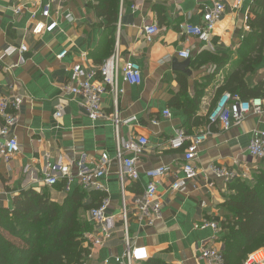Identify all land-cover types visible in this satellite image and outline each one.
Wrapping results in <instances>:
<instances>
[{
  "label": "crops",
  "instance_id": "crops-1",
  "mask_svg": "<svg viewBox=\"0 0 264 264\" xmlns=\"http://www.w3.org/2000/svg\"><path fill=\"white\" fill-rule=\"evenodd\" d=\"M47 1L0 0V101L15 100L18 104L17 122L11 132L19 144L18 152L11 159L6 162L0 159V207H11L12 198L20 190L29 188L38 192L47 190L50 200L61 204L75 188L83 189L77 182L69 192L62 189V182L45 185L42 167L46 162L69 163L84 156L85 165L94 167L101 154H107L110 162L100 178L107 192L83 191L99 194L98 200L95 199L97 206L103 197L109 199L106 213L113 217V228L109 238H101L100 244H94L100 237L99 226L90 218L89 210L84 212L83 218L89 225L83 233L88 254L81 264H102L107 258L122 255L125 245L114 127L109 120L91 121L79 105L80 98L63 89L73 64L98 72L103 60L116 51L119 68L128 61L140 66L141 82L130 85L119 74L117 87L122 92L115 98L107 90L102 95V109L107 114L116 109L122 121L134 118L126 124L120 123V138L144 136L148 140L145 151L137 157L139 180H124L127 236L134 247L135 262L207 264L198 258L200 246H211L221 253L224 250L221 226L224 212L220 204L229 183L215 176L210 166H221L238 176H252L264 164V159L250 158L247 145L252 130L264 128V114H249L228 129L210 126L194 159L197 176L185 189L174 192L170 185L180 175L183 150L169 149L167 139L177 127L185 128L192 135L204 132L207 125L206 122L188 125L182 107H176L172 101L180 91L178 76L186 79L185 96L189 98L194 96V82L207 81L194 117L207 115L219 97L218 88L241 59L240 48L249 31L246 18L253 0H241L237 6L235 0H220L224 11L208 45L184 35L179 25L201 23V10L211 5V0H118L113 34L106 19L94 10V5L106 0H52L49 17L44 18L39 12ZM33 13L35 18H31ZM40 22H55L56 26L47 31L38 26ZM152 23L158 25V32L148 41L143 28ZM21 45L26 47L24 52L18 51ZM183 49L190 50L189 58L177 55ZM63 50L65 55L58 59ZM201 52L216 56L214 62L191 66V60ZM220 57H224L223 63ZM184 60H189L186 72L175 69L174 62ZM245 81L251 87L264 82V50L255 72ZM58 107L62 114L55 117ZM165 109H169V117L162 114ZM1 123L0 112V126ZM126 155L132 156V153ZM159 165L169 168L157 185L162 215L147 226L138 220L132 198L147 183L144 171ZM90 201L88 195L85 202ZM209 224H214L216 229Z\"/></svg>",
  "mask_w": 264,
  "mask_h": 264
},
{
  "label": "built area",
  "instance_id": "built-area-1",
  "mask_svg": "<svg viewBox=\"0 0 264 264\" xmlns=\"http://www.w3.org/2000/svg\"><path fill=\"white\" fill-rule=\"evenodd\" d=\"M48 0L39 12L44 17H49L50 2ZM241 0H235L236 6ZM19 10L16 9L17 13ZM224 11V4L220 0H211V5L204 6L201 10V23L190 24L182 23L179 25L180 31L184 35L193 36L204 44H210L212 32L216 24L221 20ZM36 13L31 15L35 18ZM44 30H52L56 23L38 24ZM145 39L150 41L151 36L158 32V25L152 23L143 28ZM26 47L21 45L19 52H24ZM66 51H62L57 58H63ZM180 58H189L190 50L183 49L177 52ZM117 52H113L101 63L98 72L87 71L80 64H73L70 68V75L63 86V89L72 96L79 97V105L91 121L109 120L115 131L116 153L115 160L118 167V180L121 190V217L123 221V240L125 249L121 256H115L112 259L103 260L102 264H136L134 257V247L131 246L127 236V199L124 191V180L128 178L131 181L139 180L140 174L136 165L139 157L146 149L148 140L144 136L122 139L118 134L120 123H128L134 118L128 120L119 119L116 109L110 114L103 111L101 106L102 95L108 90L117 95L122 90L117 87V78L120 74L123 81L130 85H138L141 82V68L135 63L128 61L122 67L117 64ZM17 102L15 100L2 99L0 101V112L2 123L0 126V159L8 161L19 150V144L16 137L11 132L12 127L17 122ZM61 108L58 107L55 117H60ZM162 114L165 117L170 116L169 109H165ZM255 114L262 116L264 114V98L254 97L249 100H242L236 94L223 92L210 107L207 112L208 125L204 132L189 135L183 127H177L172 135L167 139L166 145L172 150L182 151V164L180 175L170 185V190L179 192L188 185L196 176L197 169L194 165V159L199 146L206 140L209 134L210 126H219L221 129H228L232 124H237L247 115ZM132 153V156L126 154ZM247 154L250 158L256 160L264 159V128L254 129L247 145ZM110 162L107 154H101L98 164L94 167L85 165V157L80 156L73 162L48 163L42 167L43 182L47 186H54L62 182V189L69 192L71 185L77 182L83 190H97L107 192V188L100 183V178L104 175L105 169ZM210 170L217 177H221L225 182H231L236 178L249 179L247 175L241 176L234 174L221 166L211 165ZM169 168L164 165L155 166L144 171L147 183L143 190L132 198V204L135 209L138 220L143 225L151 226L162 215V202L157 194V185L160 180L168 173ZM109 206V199L103 197L98 206L89 209V216L93 222L99 226L100 237L94 240V244H100L101 238L107 239L111 236L113 228V217L108 216L106 210ZM216 229L214 224H209ZM198 258L204 260L207 264H224L222 253L211 246H200ZM145 264V263H141ZM242 264H264V247L255 250L247 255Z\"/></svg>",
  "mask_w": 264,
  "mask_h": 264
},
{
  "label": "trees",
  "instance_id": "trees-1",
  "mask_svg": "<svg viewBox=\"0 0 264 264\" xmlns=\"http://www.w3.org/2000/svg\"><path fill=\"white\" fill-rule=\"evenodd\" d=\"M117 8L118 0L99 1L94 5L97 15L106 19L110 34L114 33ZM246 25L249 31L242 41L241 59L237 68L218 88L219 96L227 91L242 100L264 98V82L251 87L245 81L262 59L264 0L252 1ZM215 58L209 52H201L190 63L191 66L201 65L205 61L214 62ZM223 61L224 57H220V62ZM218 65L220 67L221 64ZM177 81L180 91L172 102L176 107H182L188 125L197 126L205 122L208 125L207 115L194 117L208 82H194V96L189 98L185 96L186 79L178 76ZM181 96H184L182 100ZM226 186L227 194L220 204L224 212L222 255L224 264H242L248 254L264 247V166L253 172L252 180L236 178ZM88 195L91 201L87 204L85 198ZM96 197H99L98 193H87L77 187L58 204L50 200L47 190H20L12 198L11 207H0V264H81L88 254L83 233L89 225L83 214L97 206ZM150 264L158 262L152 260Z\"/></svg>",
  "mask_w": 264,
  "mask_h": 264
},
{
  "label": "water",
  "instance_id": "water-1",
  "mask_svg": "<svg viewBox=\"0 0 264 264\" xmlns=\"http://www.w3.org/2000/svg\"><path fill=\"white\" fill-rule=\"evenodd\" d=\"M188 63H189V60H184V61L181 62V63L174 62V67H175V69L184 72V71H185V67L188 65ZM185 72H186V71H185Z\"/></svg>",
  "mask_w": 264,
  "mask_h": 264
},
{
  "label": "rangeland",
  "instance_id": "rangeland-1",
  "mask_svg": "<svg viewBox=\"0 0 264 264\" xmlns=\"http://www.w3.org/2000/svg\"><path fill=\"white\" fill-rule=\"evenodd\" d=\"M264 164H261V166H263ZM257 170V169H256ZM253 175V174H252ZM249 178V180H252V176H249L248 177Z\"/></svg>",
  "mask_w": 264,
  "mask_h": 264
}]
</instances>
